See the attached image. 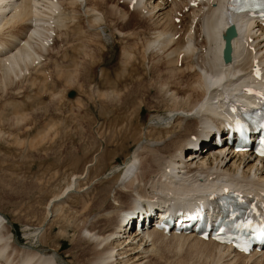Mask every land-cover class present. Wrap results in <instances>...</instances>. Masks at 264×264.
<instances>
[{
  "label": "bare ground",
  "instance_id": "obj_1",
  "mask_svg": "<svg viewBox=\"0 0 264 264\" xmlns=\"http://www.w3.org/2000/svg\"><path fill=\"white\" fill-rule=\"evenodd\" d=\"M194 1L196 4L191 6ZM103 2L107 3V0H0V86H3V90L5 86L14 89L13 82L20 84L23 81L27 83V89H34V93L39 92L42 95L51 91L53 76L62 72L65 73H62L65 84L74 82L77 65L82 62L81 57L72 54L73 50L78 54L79 48L77 49L73 42L80 38L82 32L73 22L74 17L92 15L93 21L99 20L101 17L96 5ZM124 2L128 7H132L130 17L134 14L154 17L152 39L148 40L144 52L140 55H144L148 49L155 53L160 52V66L164 67L160 72L163 71L164 77L159 80L158 88L163 92V103H169L171 107L167 109V116L160 115L161 113L149 116L146 137L150 138L147 141H142L141 130H135L131 134H139V138L131 156L126 157L123 162L125 172L121 180V184L130 187V191L118 190V200L126 197L129 199L128 205H119L118 214L111 219L103 233L89 232L82 227V230L88 233L95 249L94 254L92 253L95 257L90 258V263L144 264L147 262L145 259L149 247H153L156 241L160 242L169 237L182 246L188 241L189 246L187 243L185 245L193 250L195 257L200 256L199 262L203 259L212 264H236L235 258L240 257L250 261V264H264L263 249L243 254L234 252L230 245L222 246L211 240H201L196 237L194 231L164 233L154 227L139 233L124 227L127 217H131L140 207L146 210V207L154 206L155 214L158 213L156 217H160L157 218L159 223L170 218L171 221L179 218L182 222L187 221L186 217L199 209L196 206H200L209 214L208 206L213 207L211 197L221 193L222 184L227 177L235 180L248 194L254 193L261 198L263 202L257 205V215H264V158L256 159L251 149L233 150L225 142L216 147H194V140L211 134L212 126L219 127L226 119L231 123L233 117L229 114L234 110L241 112L248 108L246 98L238 94L243 82L235 78L239 70L236 66L239 64L241 69H246L247 57L254 54L261 59L264 69L262 20L246 17L244 14L222 13L221 17H214L220 9L218 0H120L118 4L122 5ZM118 4H112V8L119 13ZM183 8H186V12L189 11L186 14L188 20L183 22L185 24L182 26H177L182 21L174 23L173 18H181ZM142 11L144 14L140 13ZM121 14V17H124L125 13ZM92 20L88 21L91 23ZM172 22L176 25H172ZM231 24L236 27V35L231 38V58L224 62L222 48L225 30ZM108 39L109 36H106V40ZM130 52L125 50L121 60L122 74H129L125 67L128 63L126 60H132L131 63L136 60V56L129 58ZM80 53L82 58L86 55L85 51ZM72 59V70L66 71L64 62L70 63ZM68 71L71 73L67 74ZM126 78L132 79L131 76L124 79ZM169 82L172 86H168ZM52 90L48 93L51 98L59 93L57 88L54 90L53 87ZM60 92L62 94V89ZM94 92L99 95L102 93L97 88ZM227 94L238 102L232 103L229 111H217V106L225 104L224 98ZM262 94L264 95V91ZM32 95L34 94L31 93ZM31 96L26 95L27 98ZM14 118L15 124L21 121L17 116ZM152 131L156 134H152ZM39 137L45 138L43 134ZM226 138L227 133L224 132L221 139L224 141ZM212 141L211 138L210 143ZM187 149L190 150L185 153ZM142 155L144 160L141 164ZM78 177L73 174L70 183L61 193L47 201L44 208H47L45 217L36 228L26 233V237L32 236L31 242L35 243L40 239L44 226L48 224V219H51L49 216L53 211L57 213L59 210L54 202L72 187H76ZM142 180H150L153 192L150 197H146L139 190ZM131 191L135 193L132 194ZM158 191L170 195L167 198L158 197ZM151 197L153 198L149 199ZM108 213L110 211L106 210L102 215ZM217 214L211 215V219H215ZM76 220L78 222V219ZM12 227V221L1 211L0 264H70L53 248L46 250L33 244L17 243L10 229Z\"/></svg>",
  "mask_w": 264,
  "mask_h": 264
},
{
  "label": "rangeland",
  "instance_id": "obj_2",
  "mask_svg": "<svg viewBox=\"0 0 264 264\" xmlns=\"http://www.w3.org/2000/svg\"><path fill=\"white\" fill-rule=\"evenodd\" d=\"M119 1L107 0L99 7L96 5L101 17L97 21L91 19L92 15L74 17L73 22L84 33L81 32L80 38L73 42L79 48V55L74 50L72 54L81 57L82 62L77 65L72 83L65 84L64 72L53 76L54 90L57 88L59 91L54 99L48 96L53 91L52 85L51 91L42 95L34 93V89H27V83L23 81L20 84L13 82L14 89L5 86L3 90L0 86V212L12 221L10 229L17 243L33 244L46 250L53 248L70 264H91L90 258L95 257L92 255L95 251L93 243L82 227L89 232L103 233L118 214L119 205L129 203L126 197L118 200V190L130 191V187L121 184V180L125 172L123 162L131 156L139 138V134L133 136L132 132L141 130L142 141H147L150 138L146 137L149 116L155 113L167 116V109L171 107L169 103H163V92L158 88L159 80L164 77L163 71L160 72L164 69L160 66V52L148 49L140 55L148 40L152 39L154 17L136 14L130 17L132 7H128L126 2L118 4ZM112 4H118L121 12L113 10ZM183 11L180 20L173 18L174 23L182 21L177 26L188 20L186 14L189 11L186 12V8ZM122 12L124 17H121ZM140 13L144 14L143 11ZM173 22L172 25H176ZM106 36H109L108 40ZM83 49L86 55L82 58L80 52H84ZM125 50L131 51L130 59L136 56L133 64L132 60H126L129 74L121 73ZM64 63L66 71L72 70L73 59ZM70 73L68 71L67 74ZM126 76L134 80H125ZM168 86L172 84L169 82ZM96 88L102 92L100 95L94 92ZM71 90L75 94L70 97L67 93ZM27 94L31 98H27ZM14 116L21 121L15 124ZM151 133L156 134L154 131ZM40 134L45 138L41 139ZM143 160L142 155L141 164ZM73 174L79 176L76 187L54 202L59 208L58 214L52 209L49 216L52 220L48 219L40 239L31 242L32 236L26 237V233L43 220L47 201L61 193ZM140 184V192L150 197L153 193L150 180H142ZM156 194L165 198L170 195L159 191ZM106 210L110 213L102 215ZM168 238L156 241L155 247L148 246L150 250L145 254L147 262L144 264L211 263L203 259L199 262L200 256H194L188 241L182 246L175 239ZM235 262L250 264L240 257L235 258Z\"/></svg>",
  "mask_w": 264,
  "mask_h": 264
},
{
  "label": "water",
  "instance_id": "obj_3",
  "mask_svg": "<svg viewBox=\"0 0 264 264\" xmlns=\"http://www.w3.org/2000/svg\"><path fill=\"white\" fill-rule=\"evenodd\" d=\"M236 30L234 26H230L225 33V46L223 48V59L224 61H229L231 58V38L235 36ZM68 96H73L74 91H69Z\"/></svg>",
  "mask_w": 264,
  "mask_h": 264
},
{
  "label": "snow or ice",
  "instance_id": "obj_4",
  "mask_svg": "<svg viewBox=\"0 0 264 264\" xmlns=\"http://www.w3.org/2000/svg\"><path fill=\"white\" fill-rule=\"evenodd\" d=\"M260 3H261V4H264V0H260ZM254 73H255L257 76H259V72H258L257 70H254ZM258 95H259V94H258ZM258 151L260 152L261 155H264V149H259ZM226 191H227V190H226ZM241 250H242V251H247V248L241 246Z\"/></svg>",
  "mask_w": 264,
  "mask_h": 264
}]
</instances>
